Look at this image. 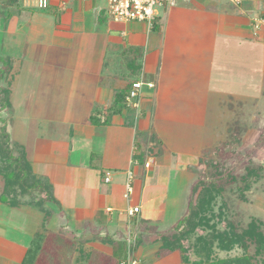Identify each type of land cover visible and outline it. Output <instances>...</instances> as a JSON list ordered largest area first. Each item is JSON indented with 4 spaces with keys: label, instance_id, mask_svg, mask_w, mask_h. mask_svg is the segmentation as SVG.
Wrapping results in <instances>:
<instances>
[{
    "label": "crops",
    "instance_id": "crops-1",
    "mask_svg": "<svg viewBox=\"0 0 264 264\" xmlns=\"http://www.w3.org/2000/svg\"><path fill=\"white\" fill-rule=\"evenodd\" d=\"M11 7H16L22 48L29 52L34 36L35 53L53 55L47 73H82L83 81L93 73L94 83H87L92 87L84 90L88 107L77 105L72 122H62L69 126L64 144L41 136L31 154L16 140L56 199L57 204L47 203L52 215L45 227L60 216L67 236L97 251L66 263L115 264L112 258L131 257L136 264H181L177 251L163 250L158 233L174 227L186 212L197 167L206 153L219 151L221 141L208 126L217 125L226 110L218 96L222 92L213 89L214 75L220 81L222 70H234L226 60L244 62V70L261 64L264 73V26H255L264 16V0H173L153 25L115 22L106 0H0L1 15L13 14ZM135 81H142L137 107L126 102L107 122L92 123V114H107L116 95L130 91ZM243 99L233 97L236 109L226 107L237 121L244 115L238 113ZM260 100L252 106H260ZM133 207L139 210L130 214ZM23 220L16 221L20 229L28 226ZM20 248L23 264L28 247L21 243ZM58 259L35 264H64Z\"/></svg>",
    "mask_w": 264,
    "mask_h": 264
},
{
    "label": "rangeland",
    "instance_id": "rangeland-1",
    "mask_svg": "<svg viewBox=\"0 0 264 264\" xmlns=\"http://www.w3.org/2000/svg\"><path fill=\"white\" fill-rule=\"evenodd\" d=\"M102 2L105 4L104 1ZM211 7L215 9V5ZM11 11L13 13L11 15L0 14V69L4 67L2 73H7L0 84L10 88L9 108L5 110L0 108V116L9 121H6V129L11 133L13 140L25 144L28 152L32 154L34 141L41 136L49 137L48 139L58 137V141L61 140L58 145L64 144L65 136L69 137V126L62 125V122L66 121L67 124L72 122L71 113L77 105L81 109L88 107L85 99L87 90H84L85 86L89 85L87 83H94L93 73L84 76L86 77L84 81L80 78L83 77L82 73L76 74L78 76L68 70L61 73H47L45 66L51 63L47 59L53 55H49L46 59L44 54H36L35 51L39 50V47L33 39L34 36L33 38L30 36L31 45L27 47L29 52L25 46L22 48V45L17 42L19 38L16 39V7H11ZM45 36V40L50 41L51 33L48 30L45 31ZM26 53L28 55H25ZM59 57L56 55V58ZM238 57L240 60L241 54ZM226 62H229L226 64L227 67L234 70H222L220 75L222 79L220 78L219 81V78L217 79L214 75L213 83V89L222 92L218 96L223 97L222 104L225 106L226 117H218L220 120H217V125L213 121L208 126V129L212 131V137L221 141L219 145L217 144L219 151L213 150L211 153H206L202 167H197L198 186L196 185V188L198 189L196 193L193 191L191 193L192 185L190 186L188 192L190 196L187 197L189 205L186 212L174 227L158 233V241L162 248L164 243L168 241L170 243L172 238L182 234L181 240L184 246L175 249L181 264H184V256L188 254L191 260H197L200 257V253L194 246L199 235L212 233L210 226L206 223L209 218L213 217L210 224L219 221L218 229L220 230L234 226L238 232H241L254 222L264 233V97L261 95L264 90V73H260L261 64L252 63V68L244 70L242 68H246L247 64L242 61H240L242 64L233 60H226ZM2 63H7L6 70ZM104 77L107 80V75ZM91 87L89 85V88ZM233 97L241 99L244 97L243 100H246L238 108V113L244 114L240 121L235 120V117L231 116L232 112L226 108L236 109ZM254 99L258 101L261 99L260 106L255 108L252 106L251 101ZM69 107L70 110H68ZM250 113L256 116L257 120H253L254 117L250 116ZM218 114L221 112L219 111ZM56 121H58L57 124ZM3 125L0 120V127ZM77 128L74 127L73 131L76 132ZM218 131H222V135H218ZM242 133L244 137L239 142ZM18 146L15 144V153L16 147L18 153L21 150ZM201 180L207 182V185L214 186L210 194L202 201L199 194L202 191ZM2 184L0 178V189ZM25 201L27 204L15 209L0 202V264H21L19 260L23 252L20 248L21 243L25 249L26 246L28 248L32 246L33 255H35L33 258L37 257L42 261L47 257L49 260L58 261L60 258L64 264L74 261L75 257L78 262L85 260L87 255L84 251H88L90 257L97 253L96 250L86 249L83 240H74L67 236L68 231H64L66 227L62 225V217L52 219L50 229L45 227L48 216L52 215V210L48 206L52 203L57 204L56 202L51 204L47 202L48 206L46 203L42 209L31 205L30 198ZM27 212H30L32 216L29 213L26 214ZM23 219L28 220L26 222L28 226L20 229L16 221L20 220L23 223ZM195 226L197 228L194 229ZM261 245L262 249L258 253H256V243L250 240L248 246L238 244L230 251L216 247L215 254L217 259L225 260L239 258L247 252L254 256L256 264H264V244ZM186 248L188 253L184 255L183 249ZM68 252L71 253L69 258ZM42 264L46 263L42 262ZM51 264H59V262H51Z\"/></svg>",
    "mask_w": 264,
    "mask_h": 264
},
{
    "label": "trees",
    "instance_id": "trees-1",
    "mask_svg": "<svg viewBox=\"0 0 264 264\" xmlns=\"http://www.w3.org/2000/svg\"><path fill=\"white\" fill-rule=\"evenodd\" d=\"M2 64V66H5L6 70L7 63ZM3 68L0 69V82L4 80V76L7 74L2 73ZM129 93L130 91L118 93L114 99L110 111H108L107 114H92L90 117L92 123H105L107 122V119L111 113H117L122 111L123 108H126L125 103L127 102V96ZM9 94L10 88L0 84V108L2 110L9 108ZM0 120L4 124L0 127V178L3 183L0 189V202L10 208H16L27 204V201L25 200H29L30 198L29 203L31 205L42 209H44L47 202H56V199L52 195L49 182L34 172L32 163L28 159L25 150L13 140L11 133L6 129V121L8 120L6 118H2L1 116ZM15 144L19 145L18 147L21 149L18 153V149L16 147L17 154L15 153L14 149ZM251 168L253 173L254 167L252 166ZM200 185H202V191L199 194L202 201L205 196L210 194L214 186L207 185V182L202 180ZM197 186H195L193 189V192L195 193L198 189L196 188ZM212 213L214 216V210ZM212 218H209V220L206 222L210 226L212 233L199 235L196 246H194L196 251L200 253V257L197 260H191V256L188 254L184 256V264H256L254 262V256L249 255L247 252L239 258H228L225 260L220 258L217 259L215 254L216 247L221 250L230 251L233 250V248L238 244L242 246H248V242L250 240H254L256 243V253L260 252L262 249L261 244H264V233L259 229L256 223L253 222L254 225L251 224L250 227L248 226V228L243 229L241 232H238L237 228L234 226L220 230L218 229L219 221L218 223L213 222L210 224ZM195 228H197V226H195L194 229ZM181 238H183L182 234L172 238L170 243H168L169 241L164 243L163 250L169 252L175 251V249H179L181 247L183 248L184 245ZM259 241L260 243H258ZM183 250L184 255L188 253V248ZM33 254L34 251L31 246L28 248L24 256L23 264H35L36 260L38 259L37 257L33 258V256H35ZM126 258L127 257L120 261L117 258H112V262L115 264H120L122 261H125Z\"/></svg>",
    "mask_w": 264,
    "mask_h": 264
},
{
    "label": "built area",
    "instance_id": "built-area-1",
    "mask_svg": "<svg viewBox=\"0 0 264 264\" xmlns=\"http://www.w3.org/2000/svg\"><path fill=\"white\" fill-rule=\"evenodd\" d=\"M107 14L115 22L145 21L153 25L154 20L158 17L160 10L168 6L173 0H106ZM256 28L264 26V17L255 19ZM142 88V81L132 83V88L127 96L128 105L137 107L135 99ZM146 165H149L147 163ZM109 180V176L105 178ZM139 210V207L130 209V214ZM120 264H136V260L128 257Z\"/></svg>",
    "mask_w": 264,
    "mask_h": 264
}]
</instances>
